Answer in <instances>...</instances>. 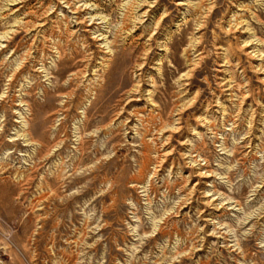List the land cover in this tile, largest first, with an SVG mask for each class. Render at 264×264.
Segmentation results:
<instances>
[{
	"label": "rangeland",
	"instance_id": "rangeland-1",
	"mask_svg": "<svg viewBox=\"0 0 264 264\" xmlns=\"http://www.w3.org/2000/svg\"><path fill=\"white\" fill-rule=\"evenodd\" d=\"M0 264H264V0H0Z\"/></svg>",
	"mask_w": 264,
	"mask_h": 264
},
{
	"label": "bare ground",
	"instance_id": "bare-ground-1",
	"mask_svg": "<svg viewBox=\"0 0 264 264\" xmlns=\"http://www.w3.org/2000/svg\"><path fill=\"white\" fill-rule=\"evenodd\" d=\"M65 2V1H64ZM41 24V23H40ZM42 27V26H41ZM40 27V28H41ZM56 27V26H55ZM37 28V27H36ZM19 33V32H18ZM12 40V39H11ZM34 41V40H33ZM29 44V43H28ZM24 48V47H23ZM20 49V48H19ZM26 49V48H25ZM30 49V48H29ZM26 51V50H25ZM76 52V51H75ZM112 51L110 52L109 51V55L107 56V58L105 59V60H103V69L105 68V72L111 67V63H112V60H113V58H115V56H116V54L114 53V55H113V58H112ZM58 54L60 55V53L58 52ZM38 58V57H37ZM70 61V60H69ZM26 63H28V62H26ZM36 68V67H35ZM87 72V71H86ZM85 73V72H84ZM76 76H78L77 74H76ZM13 78L15 77V75H13L12 76ZM11 80V79H10Z\"/></svg>",
	"mask_w": 264,
	"mask_h": 264
}]
</instances>
